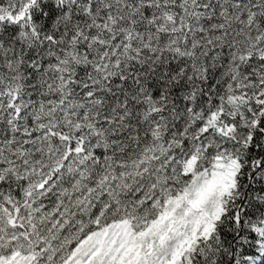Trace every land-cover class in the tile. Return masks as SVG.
<instances>
[{"label": "snow or ice", "instance_id": "6c2138e0", "mask_svg": "<svg viewBox=\"0 0 264 264\" xmlns=\"http://www.w3.org/2000/svg\"><path fill=\"white\" fill-rule=\"evenodd\" d=\"M0 264H264V0H0Z\"/></svg>", "mask_w": 264, "mask_h": 264}]
</instances>
